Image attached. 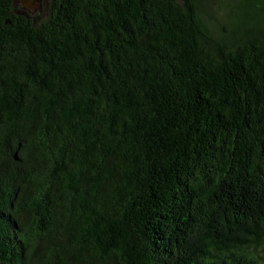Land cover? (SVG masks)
Wrapping results in <instances>:
<instances>
[{"label":"trees","instance_id":"1","mask_svg":"<svg viewBox=\"0 0 264 264\" xmlns=\"http://www.w3.org/2000/svg\"><path fill=\"white\" fill-rule=\"evenodd\" d=\"M207 1L0 0V264H264V0Z\"/></svg>","mask_w":264,"mask_h":264},{"label":"rangeland","instance_id":"2","mask_svg":"<svg viewBox=\"0 0 264 264\" xmlns=\"http://www.w3.org/2000/svg\"><path fill=\"white\" fill-rule=\"evenodd\" d=\"M23 0H16V7L20 10L27 11L31 16L35 17L36 21L47 19L51 0H24L29 6L34 5L29 9L26 4H22ZM245 0H208L205 3V9L202 17L215 37L221 38L229 35L228 30L232 27L253 25V19L247 18L245 11Z\"/></svg>","mask_w":264,"mask_h":264},{"label":"water","instance_id":"3","mask_svg":"<svg viewBox=\"0 0 264 264\" xmlns=\"http://www.w3.org/2000/svg\"><path fill=\"white\" fill-rule=\"evenodd\" d=\"M30 1L33 2L34 0H30ZM26 6H27L29 9H32V8L34 7V5L29 6V5H27V4H26Z\"/></svg>","mask_w":264,"mask_h":264},{"label":"flooded vegetation","instance_id":"4","mask_svg":"<svg viewBox=\"0 0 264 264\" xmlns=\"http://www.w3.org/2000/svg\"><path fill=\"white\" fill-rule=\"evenodd\" d=\"M15 1H16V0H15ZM21 3H22V4H27V2H25L24 0H23V1H21ZM27 5H28V4H27Z\"/></svg>","mask_w":264,"mask_h":264}]
</instances>
